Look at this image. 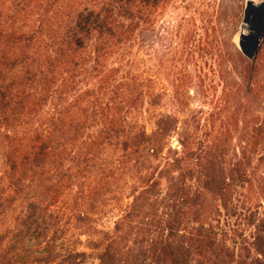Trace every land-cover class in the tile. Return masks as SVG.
Masks as SVG:
<instances>
[{"label": "trees", "instance_id": "obj_1", "mask_svg": "<svg viewBox=\"0 0 264 264\" xmlns=\"http://www.w3.org/2000/svg\"><path fill=\"white\" fill-rule=\"evenodd\" d=\"M173 1L0 0V264H264V57Z\"/></svg>", "mask_w": 264, "mask_h": 264}, {"label": "rangeland", "instance_id": "obj_2", "mask_svg": "<svg viewBox=\"0 0 264 264\" xmlns=\"http://www.w3.org/2000/svg\"><path fill=\"white\" fill-rule=\"evenodd\" d=\"M241 1H243L245 13H243V18L235 34L234 42L248 61L254 62L255 60H260L261 56L264 57V0H175L162 11L161 15L157 16V27L155 32H145V57L147 58V53H151L154 44L156 48L158 47L159 49L162 48V44H166V41L162 39V37L172 38L171 35H167L168 31L175 33L180 31V29L181 31L187 30L191 27V24L194 22L192 20L194 19L198 24H200L203 18L205 22L213 21L216 32L218 31V33H221V39H223V37L228 38L230 35V30H228L229 21H231L234 12L238 10V5L241 4ZM198 14H202V16ZM210 25L212 27L211 23ZM216 35L215 38L218 37L219 34ZM176 42L180 43L179 40H176ZM159 70H161L160 77L163 78L165 72L162 68H159ZM207 72L209 73L208 67ZM209 78H213L211 73ZM260 79L263 91L261 93L258 91V95H255L250 102H244L242 104V101H240L241 97L236 95L232 96L230 99L232 108L225 111L230 113V120L229 118L225 119L226 123L228 122L232 128H236L238 121L240 127H243L245 123L243 122V118L241 116L239 117L237 114L239 111L238 104L240 103L242 105V113L246 111L250 113V116L264 113V74ZM228 83L235 92L237 89L242 90L244 86L242 83L241 87V81L236 82V80L232 78L228 80ZM192 96V108H199L200 100L202 99L197 96V93H193ZM224 115L223 112L222 116ZM236 117L238 120L235 119ZM237 139L238 135L236 134L235 142H237ZM2 164L3 159L0 158V168Z\"/></svg>", "mask_w": 264, "mask_h": 264}]
</instances>
